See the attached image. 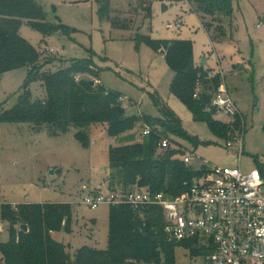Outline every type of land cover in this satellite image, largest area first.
I'll return each mask as SVG.
<instances>
[{"label":"rangeland","instance_id":"rangeland-1","mask_svg":"<svg viewBox=\"0 0 264 264\" xmlns=\"http://www.w3.org/2000/svg\"><path fill=\"white\" fill-rule=\"evenodd\" d=\"M35 1L43 6L48 21L75 30L71 37L57 34L44 38L23 23L22 38L40 51L44 61H52L47 71H55L72 59H87L91 50L94 64L101 70L100 77L84 74L79 80L93 81L94 87L103 85L122 95L128 116L156 117L158 112L151 96L157 95L179 117L185 132L200 142L194 146L170 136L167 139L171 148L180 147L194 157V168L237 167L238 159L226 148V140L214 134L207 122L195 121L188 108L171 93L174 74L164 56L146 45L138 49L134 39L140 33L155 40L190 42L195 63L201 65L206 59L210 77L219 75L221 85L228 87L242 114L246 126L241 168H254L252 158L264 157V0H230L233 14L225 18L220 36L214 30L207 31L194 10L195 3L202 0H111V17L127 25L126 29L114 28L102 19L97 0ZM163 5L168 8L166 11ZM169 25L175 29H168ZM27 74L26 69H17L1 76L0 113L17 103ZM30 90L33 100L45 99L41 80L34 81ZM215 118L227 119L221 114ZM76 132L72 128L66 135L51 136L28 125L0 122V205L71 204L72 232L55 233L54 239L68 245L72 253L85 246L106 250L110 206L93 210L84 205L83 199L98 188L107 191L109 148L114 143L122 145L124 137L112 139L106 128L99 126L89 132L91 145L86 148L75 138ZM56 170H61V174H50ZM7 240L8 231L3 229L0 241ZM175 259L177 264H205L204 256H192L184 247L176 248Z\"/></svg>","mask_w":264,"mask_h":264},{"label":"trees","instance_id":"trees-1","mask_svg":"<svg viewBox=\"0 0 264 264\" xmlns=\"http://www.w3.org/2000/svg\"><path fill=\"white\" fill-rule=\"evenodd\" d=\"M97 2L102 19L111 22L114 28L128 27L111 17V0ZM195 4L194 10L200 14L207 31L214 30L220 36L225 18L233 14L231 1L202 0ZM147 10L151 17L150 7ZM209 16L211 21L207 20ZM23 23L31 25L44 38L57 34L71 37L75 33L61 23L48 21L43 6L35 0H0V80L6 72L17 69L28 72L17 103L11 109L1 110L0 122L28 125L51 136L66 135L75 128V138L86 148L91 145L89 132L102 126L108 137H124L122 145L114 143L109 148L107 190L146 189L168 197L187 191L193 179L206 168L185 164V152L180 147L171 148V142L166 151L159 152L160 142L170 136L194 146L200 143L185 132L179 117L168 105L152 94L156 117L128 116L122 95L108 91L103 85L94 87L89 80L78 79L84 74L100 77L101 70L94 64L91 50L87 59H72L55 71H47L52 61H44L40 51L22 38ZM134 41L138 49L146 45L164 56L174 74L171 93L188 108L195 121L207 122L212 132L225 140L234 131L242 130L240 116L232 123H224L215 118V110H207L209 105L205 104L203 94H213L221 79L218 74L211 78L210 70L195 63L190 42L155 40L140 33ZM36 80H41L46 92L43 100L32 98L30 86ZM147 128L151 131L145 135ZM101 191L98 188L91 192ZM73 213L68 203L3 205L0 220L8 231V240L0 241V264H177L176 248L189 249L192 256L202 254L193 242L169 239L160 207L135 209L130 205L110 206L106 250L85 246L72 253L68 245L54 239V234L63 230L72 232ZM22 225L28 227L27 232L22 230Z\"/></svg>","mask_w":264,"mask_h":264},{"label":"built area","instance_id":"built-area-1","mask_svg":"<svg viewBox=\"0 0 264 264\" xmlns=\"http://www.w3.org/2000/svg\"><path fill=\"white\" fill-rule=\"evenodd\" d=\"M168 29L175 27L169 25ZM211 95L207 110L224 115L227 119L222 122L232 123L237 116L242 118V130L234 131L226 140V148L238 159L237 167L205 165L206 170L193 179L189 189L176 197L146 189H117L91 192L83 203L93 210L101 205H130L135 209L158 206L163 211L169 239L195 243L205 264H264V157L252 158L254 168H241L245 157L242 114L225 85H220ZM150 131L147 128L144 134ZM159 147L168 149L170 141L163 139ZM183 160L191 165L194 157L185 155ZM3 229L0 220V232Z\"/></svg>","mask_w":264,"mask_h":264},{"label":"water","instance_id":"water-1","mask_svg":"<svg viewBox=\"0 0 264 264\" xmlns=\"http://www.w3.org/2000/svg\"><path fill=\"white\" fill-rule=\"evenodd\" d=\"M166 9H168L165 5H163V11H166ZM202 66H205L206 65V59L203 60ZM90 85L91 86H94L95 83L93 81L90 82ZM211 98H212V95L209 94V93H204L203 94V99H204V102L206 105H210L211 104ZM50 174L53 175V174H57V175H60L61 174V170H56V171H50ZM22 230L27 232L28 231V227L26 225H22L21 226ZM202 249H206L205 246L202 247Z\"/></svg>","mask_w":264,"mask_h":264},{"label":"crops","instance_id":"crops-1","mask_svg":"<svg viewBox=\"0 0 264 264\" xmlns=\"http://www.w3.org/2000/svg\"><path fill=\"white\" fill-rule=\"evenodd\" d=\"M206 67V66H205ZM228 88V87H227Z\"/></svg>","mask_w":264,"mask_h":264},{"label":"bare ground","instance_id":"bare-ground-1","mask_svg":"<svg viewBox=\"0 0 264 264\" xmlns=\"http://www.w3.org/2000/svg\"><path fill=\"white\" fill-rule=\"evenodd\" d=\"M205 250V249H204Z\"/></svg>","mask_w":264,"mask_h":264}]
</instances>
